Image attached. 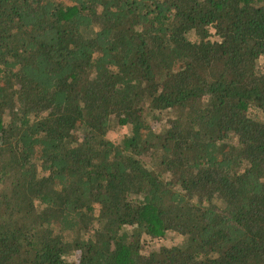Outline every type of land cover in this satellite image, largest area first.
Masks as SVG:
<instances>
[{
  "label": "trees",
  "instance_id": "obj_1",
  "mask_svg": "<svg viewBox=\"0 0 264 264\" xmlns=\"http://www.w3.org/2000/svg\"><path fill=\"white\" fill-rule=\"evenodd\" d=\"M263 57L264 0H0V264H264Z\"/></svg>",
  "mask_w": 264,
  "mask_h": 264
},
{
  "label": "rangeland",
  "instance_id": "obj_2",
  "mask_svg": "<svg viewBox=\"0 0 264 264\" xmlns=\"http://www.w3.org/2000/svg\"><path fill=\"white\" fill-rule=\"evenodd\" d=\"M259 67H260L261 70H264V57L260 59ZM122 134H123V131L121 129H119L115 133H112V132L110 133V135L113 137V139H115L117 141L122 137ZM173 237L174 236L166 238V239H163L164 241H162V243L169 244V243L173 242V240H172ZM158 244L161 245L160 242H158ZM158 244H156L157 247L159 246ZM72 257H75V256L72 255L71 258Z\"/></svg>",
  "mask_w": 264,
  "mask_h": 264
}]
</instances>
